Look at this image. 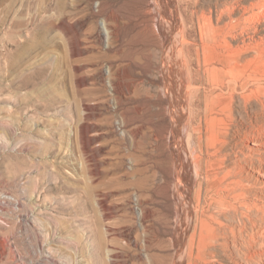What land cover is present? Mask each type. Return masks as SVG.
<instances>
[{"label":"rangeland","instance_id":"1","mask_svg":"<svg viewBox=\"0 0 264 264\" xmlns=\"http://www.w3.org/2000/svg\"><path fill=\"white\" fill-rule=\"evenodd\" d=\"M156 1L0 0V264H264L261 243L248 257L200 222L214 221L196 198L188 210L189 167L210 215L245 144L207 79L200 107L173 98L162 46L175 21L219 57L226 39L252 33L243 12L253 2ZM252 83L233 108L244 128L261 120ZM198 155L210 159L205 178Z\"/></svg>","mask_w":264,"mask_h":264},{"label":"bare ground","instance_id":"2","mask_svg":"<svg viewBox=\"0 0 264 264\" xmlns=\"http://www.w3.org/2000/svg\"><path fill=\"white\" fill-rule=\"evenodd\" d=\"M181 1L184 2L185 0H157L156 2L171 3V2H181ZM252 2L253 3L250 6L249 5L244 6L245 11L242 10L244 11L243 17H245V19L251 20V18H253L252 20H254L253 23L250 25V29L252 30V33L251 34L248 33L249 34L248 38L242 35L241 38L239 39L240 41L237 40L236 42L234 40L226 39L224 41L225 45H223V50L220 52L219 57L212 54V50H209L206 44L205 46H203V48H201L203 51V53H201L199 43L196 42L197 39L196 40L191 38L189 39V37H187V33H185L186 32L185 30L182 34L179 32V29L177 32V28H176L177 26L175 21L174 24H172L171 26V32H169L170 34L165 33L162 35L163 36L162 46H164V51H167L166 49L168 48L170 50V53H168L169 57L167 56V52L165 53L164 55L165 59L163 60V63H164L165 71L167 70L170 73L168 77L170 76L169 79L172 81L171 88H173V86L176 85L172 93L173 98L176 99L175 96L176 94L177 96L180 95V99L179 100L177 99L178 102L181 101L182 103H187L188 101L187 98L189 94H191L190 98L192 97V102L191 101L190 102L199 105V103L202 100V95L205 94V93L203 94V90H201V87L202 86L205 87L204 84H205V80L207 79L208 84L210 86L214 88H218V90L222 92L220 93V95L226 97L223 104V108L220 111L224 112V115L227 113V116L231 118L230 119L231 122L236 126V132L240 136L242 135L241 141L245 144L244 147H242L243 149H239V150L233 149L231 155L232 157L230 156V154H228L232 158V159L230 158L231 163L226 161L225 164L226 166L223 168V170L220 168L223 173V181L219 184L220 187L218 188V192H217L219 196L218 208L220 209H218L213 213H210V215H208L206 205H204V201L202 200V190H204L203 181L198 180L199 181L198 188H196L195 180L197 179H195L192 173V168L189 167L190 173L188 174L190 175V178L189 176L188 177L185 176L187 172L184 175L186 178L185 179L183 178L184 179L183 182L185 184V190L187 191V195H188L187 198L189 200L188 205L190 204L188 210L190 213L195 210L196 203L194 202L193 199L196 198L198 202V206L200 207L201 205L203 207L201 210L202 214L201 213L200 214L203 216L204 215L208 216L214 221L213 223H211L206 218H201L200 222L204 226L205 224L207 227L209 225L212 230H218L220 232L223 240L221 244L224 243L226 245L227 244L233 245L238 249L240 248L243 251V253L248 257L255 254L253 249V247L256 246L255 243L259 242V244L261 243L263 245L262 247H264V99L261 98L259 99V101L257 100V103L259 102L261 108V111H258V114L261 115V120L258 119V121L254 123L253 120L255 119L250 117L249 127L244 128L245 125L242 126L241 124L236 122L235 115L233 113V108L236 102L237 103L241 102V99L239 98H244V99L252 98L254 92L256 91L252 87L253 81L254 83H257L256 87L258 88L257 89L258 92L259 90H261L264 94V33H262L260 29V22L262 20V17H264V0H252ZM170 11L172 14L176 15V10L174 5L170 6ZM228 24L230 25V23ZM231 29L232 28H230V30ZM174 30H176V32H174ZM230 30H227L226 32ZM245 31H247V28ZM242 33H244V30ZM225 37L227 38L228 36ZM232 37L234 39L236 38V35ZM166 42H168V47L166 46L167 44L165 45ZM19 53L21 52L19 51ZM10 60L12 65H14L16 63L17 56L11 58ZM195 62H196V66L194 65ZM253 70L256 72V73L254 72L255 78L253 77L254 75L251 76V74L249 73ZM259 71L260 73H257ZM200 85L202 86L200 87ZM181 87L190 88L189 90H191V93L188 92L187 88L182 89ZM241 89L249 90V92L245 90L247 91L248 94L244 95L245 94L244 92L242 91L239 92ZM256 95L257 94H255L254 96ZM172 100L170 101L174 102ZM171 104L174 107V104L173 103ZM250 104L253 106L252 102ZM196 105L194 107H196ZM247 105L248 103L246 102L245 103L246 108ZM216 108H217L216 103L213 100H211V103L209 102V104H206L207 114L210 115L211 113V118L219 117L218 114L220 113V111H218ZM174 114H176V112ZM192 115H196V114H192ZM220 118L223 119V121H225L223 116H221ZM238 143L240 142H236L234 144H238ZM251 144H254V146L251 147ZM232 146L234 145L232 144ZM245 148L246 151H244ZM197 157L198 159L196 160L197 162L196 165L198 167H196V174L200 176L205 172L204 164H208L210 159L209 158L204 159V157L201 155H198ZM191 166L193 165L191 164ZM217 173L220 174V172ZM217 173H214V175L217 176ZM205 174L208 175V173L206 172ZM208 178L209 177H207V179ZM212 193H216V191ZM197 213L199 214V212ZM189 216L188 218L190 221ZM194 217L191 216V218ZM219 232L217 233V235H219ZM220 238L218 239L221 240ZM258 249L259 248H257V251ZM263 251L259 253H264Z\"/></svg>","mask_w":264,"mask_h":264}]
</instances>
